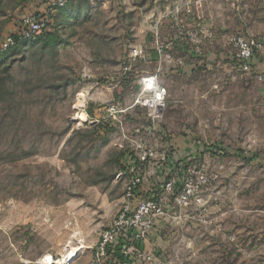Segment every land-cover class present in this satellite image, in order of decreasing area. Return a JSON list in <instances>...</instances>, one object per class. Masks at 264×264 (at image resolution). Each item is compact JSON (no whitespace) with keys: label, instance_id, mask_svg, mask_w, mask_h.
I'll list each match as a JSON object with an SVG mask.
<instances>
[{"label":"rangeland","instance_id":"374dc122","mask_svg":"<svg viewBox=\"0 0 264 264\" xmlns=\"http://www.w3.org/2000/svg\"><path fill=\"white\" fill-rule=\"evenodd\" d=\"M48 1L0 0V38ZM52 18L54 41L0 53V264L68 245L83 249L67 264H89L142 145L167 155L142 172L146 192L172 178L178 192L188 168L209 179L188 206L171 199L152 260L114 264H264V0H70ZM233 37L252 42L250 63ZM156 70L153 119L136 98Z\"/></svg>","mask_w":264,"mask_h":264},{"label":"built area","instance_id":"2783aa9c","mask_svg":"<svg viewBox=\"0 0 264 264\" xmlns=\"http://www.w3.org/2000/svg\"><path fill=\"white\" fill-rule=\"evenodd\" d=\"M68 2L69 0H49L41 14H28L20 18L19 22L0 38V53L34 40L49 30L52 14ZM232 40L238 48L237 57L250 63L253 57L252 42L242 37H233ZM158 51L161 52L159 48ZM130 56L133 59L142 58L143 48L134 47ZM162 57L164 61L172 64L183 63L181 58H174L168 51H164ZM158 75L159 70H156L141 78L140 94L136 98V103L148 108L153 119L160 118L167 105V90L160 84ZM260 78L262 79V75ZM139 147L140 151L136 154L134 162L132 161L125 170L129 174V179L124 189V200L111 222L99 233L94 256L89 264H105V255L117 248L122 249L125 260L128 256L152 260L150 252L145 251L146 242L157 222L170 211L171 199L179 208L188 206L198 188L209 179L202 167L196 171L188 168L187 171L184 169L185 178L178 192H175L176 180L172 178L164 180L160 187L152 191L154 193H148L142 188V172L150 168L151 163L164 165L167 162V155L164 152L158 153L149 145ZM167 170L171 172L173 169L167 167Z\"/></svg>","mask_w":264,"mask_h":264},{"label":"trees","instance_id":"16d2710c","mask_svg":"<svg viewBox=\"0 0 264 264\" xmlns=\"http://www.w3.org/2000/svg\"><path fill=\"white\" fill-rule=\"evenodd\" d=\"M69 2H70V0H69ZM69 2L64 6V7H62V8H59L58 10H61V9H64L68 4H69ZM47 3H45V5H46ZM52 21H53V18H52ZM51 24V23H50ZM49 24V25H50ZM51 26V25H50ZM52 26H53V24H52ZM48 41H54V33L52 32V30H47V31H45L41 36H39L38 38H36V39H34V40H29V41H27V42H24V43H21V44H19L18 46H16V47H14L15 49H20V48H22V47H24V46H26V45H28V44H33V43H36V42H48ZM11 49H13V48H11ZM11 49H9V50H11ZM8 51V50H7ZM6 52V51H5ZM3 53V52H2ZM176 152H178V154H182L180 151H176ZM181 158H180V156H179V162H182V160H180ZM190 160V155L188 156H186V161L185 162H183L182 163V167H179V165H178V167H179V169L182 171V170H184L185 169V166H186V164H187V161H189ZM123 168H127V166H123ZM173 171V170H172ZM108 256H109V258H110V260L112 261V264H114L115 262H117L118 261V259H120V258H122V256H123V254H122V249L121 248H117L114 252H109L108 254H107ZM125 260V259H124Z\"/></svg>","mask_w":264,"mask_h":264},{"label":"bare ground","instance_id":"6f19581e","mask_svg":"<svg viewBox=\"0 0 264 264\" xmlns=\"http://www.w3.org/2000/svg\"><path fill=\"white\" fill-rule=\"evenodd\" d=\"M80 95V94H79ZM84 96L80 95L79 96V101L81 102L80 104H82V101H84ZM85 117V113L82 112L81 113V118ZM83 249L82 245H78V246H70L68 245V247L65 249V253L63 254L62 258H56L54 259L51 254L49 253H45L42 255V259L40 258L41 262L44 264H50L52 262L56 263V264H67V261H71L72 259H74V257H76ZM69 258V259H68Z\"/></svg>","mask_w":264,"mask_h":264},{"label":"crops","instance_id":"0c3cea01","mask_svg":"<svg viewBox=\"0 0 264 264\" xmlns=\"http://www.w3.org/2000/svg\"><path fill=\"white\" fill-rule=\"evenodd\" d=\"M43 8H44V6H43Z\"/></svg>","mask_w":264,"mask_h":264}]
</instances>
